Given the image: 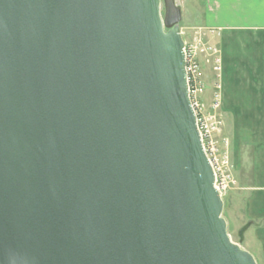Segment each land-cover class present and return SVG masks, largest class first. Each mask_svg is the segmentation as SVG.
I'll list each match as a JSON object with an SVG mask.
<instances>
[{"label": "water", "instance_id": "obj_1", "mask_svg": "<svg viewBox=\"0 0 264 264\" xmlns=\"http://www.w3.org/2000/svg\"><path fill=\"white\" fill-rule=\"evenodd\" d=\"M0 0V264H257L230 240L176 0Z\"/></svg>", "mask_w": 264, "mask_h": 264}, {"label": "crops", "instance_id": "obj_2", "mask_svg": "<svg viewBox=\"0 0 264 264\" xmlns=\"http://www.w3.org/2000/svg\"><path fill=\"white\" fill-rule=\"evenodd\" d=\"M204 6L205 27L219 35V113L227 121L233 116L236 184L229 204L241 207V248L264 264V0H204ZM199 62L202 71L205 61Z\"/></svg>", "mask_w": 264, "mask_h": 264}, {"label": "built area", "instance_id": "obj_3", "mask_svg": "<svg viewBox=\"0 0 264 264\" xmlns=\"http://www.w3.org/2000/svg\"><path fill=\"white\" fill-rule=\"evenodd\" d=\"M183 43L188 96L196 117V126L203 151L213 170L214 188L219 196L223 198L227 194L230 185L233 186L236 184L232 173L233 165L230 162V141L226 137L219 138V142L213 138V135L216 134L218 136L223 128L222 117L219 113L221 106L219 85H215L211 95L210 107L206 110L200 95V65L197 62L200 53V56L203 55L205 57L204 61L207 63L212 62L213 70L219 72L221 69L220 58L218 56L219 52L216 47L206 43H200V41L198 42V46L185 41ZM218 144L222 149L221 157H219L218 149H216Z\"/></svg>", "mask_w": 264, "mask_h": 264}, {"label": "rangeland", "instance_id": "obj_4", "mask_svg": "<svg viewBox=\"0 0 264 264\" xmlns=\"http://www.w3.org/2000/svg\"><path fill=\"white\" fill-rule=\"evenodd\" d=\"M176 3L178 4L181 10V20L179 22V29L181 32V36L185 42L191 43L192 45H197V46L199 45L198 44L199 41L200 43H206L212 46H216V44H219L218 43L219 35L213 34L209 29L205 27L204 0H176ZM160 6H161V14L163 15L164 10H163L162 0H161ZM198 59L200 61L203 59L205 60V57L203 55L200 56V53H199ZM198 59H197V62H199ZM212 64H213L212 62H208V63L205 62L204 67L202 68V71H201V64L199 62V65H200L199 66V80L201 84L200 95L202 97V103L205 106L206 110H208L210 107L211 95L214 91V86L215 85L218 86L219 80L221 81L220 79L221 77L217 76L219 72H216L213 70ZM202 79H204V81H202ZM204 85H206V88ZM208 96H210L209 99H208ZM225 116L224 117L222 116L224 130L222 129L221 133L218 136L216 134L213 135L214 140H217V142H219L218 140L221 137L229 138L230 142L233 141L232 130H231V123H232L233 116L229 115L231 118L230 117L228 118L227 116L228 121L225 118ZM216 149H218V155L219 157H221L222 149L220 148L219 144L217 145ZM231 155H230V162L233 165ZM234 187L235 185L233 186L230 185V188L227 190V194L225 195V197H223L224 206H223V211H222V217L224 218L226 222L227 234L230 240L234 243H239L238 231L241 229V225H242L241 207L235 203L234 205L233 203L229 204V202H231L230 200L231 196H230V199L228 198V193L230 191L231 193L235 191L233 189ZM230 195L235 196V194H230ZM240 246H241V243H240Z\"/></svg>", "mask_w": 264, "mask_h": 264}]
</instances>
